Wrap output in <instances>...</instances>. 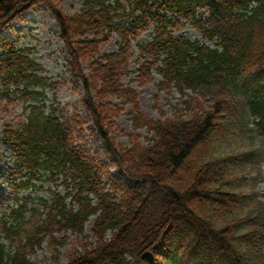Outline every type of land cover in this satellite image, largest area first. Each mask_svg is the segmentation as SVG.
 Returning <instances> with one entry per match:
<instances>
[{
    "label": "trees",
    "instance_id": "1",
    "mask_svg": "<svg viewBox=\"0 0 264 264\" xmlns=\"http://www.w3.org/2000/svg\"><path fill=\"white\" fill-rule=\"evenodd\" d=\"M39 3L48 5L58 24L106 150L133 182L113 176L106 161L87 150L76 115L53 106L46 113L44 103L28 105L23 121L0 131L13 175L21 178L14 195L32 187L40 171L61 180L65 192L36 204L26 196L0 212V236L11 245L8 251L0 243V264H32L27 252L46 239L61 244L67 232L83 235L91 216L90 236L65 262L57 258L54 264H264V203L246 192L264 150L226 145L231 131L250 118L264 139V0H85L71 15L50 0H0V28ZM198 9L208 17H196ZM181 20L192 21L205 39L215 40L214 47L175 36ZM150 24L151 39L136 44L134 81L142 86L158 73L157 88H175L186 97V112L163 120L146 117L136 90L121 80L131 40ZM112 33L118 49L101 55L100 43ZM40 70L29 49L0 40L3 98L43 100L35 89L45 87ZM241 89L246 102L238 96ZM125 105L133 128L126 133L128 146L113 133ZM142 128L149 134L146 143L137 132Z\"/></svg>",
    "mask_w": 264,
    "mask_h": 264
},
{
    "label": "rangeland",
    "instance_id": "2",
    "mask_svg": "<svg viewBox=\"0 0 264 264\" xmlns=\"http://www.w3.org/2000/svg\"><path fill=\"white\" fill-rule=\"evenodd\" d=\"M52 5L60 9L63 13L71 15L77 12L84 0H50ZM183 33L195 36V33L190 29L186 28ZM151 35V30H148L138 39L139 41L147 40ZM0 39H12L16 42L19 47H31L33 49V57L42 64L43 71L41 74L48 77V86L44 93L46 95V104H50L53 101L54 95L56 97V102L61 105L69 104L73 107H67L70 112L73 108L79 111V115L82 117L89 118V113L83 107V100L86 98V93L83 88L82 82L75 76V74L70 70L68 65V55L64 44L59 36L58 24L51 13L48 5L43 3L38 6H32L26 8L25 11L20 13L18 16L13 18L10 22L3 24L0 28ZM117 35H113L109 40L105 41L99 46L100 54H105L116 50L118 43ZM135 46V45H133ZM134 49V47H133ZM135 50V49H134ZM137 56V51L135 50V55L133 60L130 62L128 67V73L123 76L122 81L125 85L134 86L138 93V101L141 106L143 113L154 119L170 118L174 116H179L186 112V108L183 104V97H181L176 91L172 90L170 92L157 91L156 82L159 77L154 76L151 83L146 84L142 87H137L135 83H132V79L135 74L132 70L136 67L134 59ZM89 61L84 60L82 67L85 72H88ZM156 94V98H155ZM188 94L194 96L195 93L188 91ZM111 101L115 103H120L118 99L111 98ZM128 107L125 105L124 109L119 113L116 118V128L113 133L115 139L118 143L123 146H128L126 133L133 131L131 121L128 116ZM23 104L22 102H15L10 99L5 100L0 97V127L3 129L7 124H16L18 121L22 120L24 115L22 114ZM90 125V124H88ZM246 129H243L245 135H235L227 138L226 145L231 147H237L238 149H243L250 143L252 147H260L264 149V142L252 132L251 124H247ZM141 135L140 141L146 143L149 136L146 129L138 130ZM89 134V133H88ZM96 147L102 145V141L97 138ZM93 143V139H90V144ZM4 157L1 162V173L0 178V203L10 202L9 196L11 190L8 186V170L7 168L12 167V163L9 159L10 152L6 149H2ZM101 155L104 151H100ZM110 163V162H109ZM110 168L112 172L116 173L114 164L110 163ZM261 173L256 186L253 191L258 194V197L262 199L264 196V162L261 166ZM43 183H45L43 185ZM47 182H42V188L37 189L36 195L47 196L46 189L50 185ZM51 187V186H50ZM251 190L247 189V193ZM35 195V194H34ZM82 240V236L68 234L66 240L59 248V253L51 252L50 248L46 243H43L39 249L29 255L30 260L37 264H53V262L58 258L60 260H66V254L72 251L74 248L79 247ZM52 258V260H51Z\"/></svg>",
    "mask_w": 264,
    "mask_h": 264
}]
</instances>
